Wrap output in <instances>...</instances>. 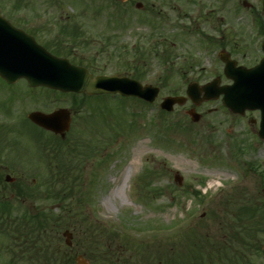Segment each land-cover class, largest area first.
<instances>
[{
  "label": "rangeland",
  "instance_id": "374dc122",
  "mask_svg": "<svg viewBox=\"0 0 264 264\" xmlns=\"http://www.w3.org/2000/svg\"><path fill=\"white\" fill-rule=\"evenodd\" d=\"M194 1L0 0V13H52L68 32L61 37L66 52L73 51L72 62L93 73L137 76L159 88L152 103L105 94L80 96L81 103L71 104L69 97L41 91L40 110H68L69 131L63 140L43 131L33 140L23 136L15 151L24 176L13 182L0 178V201L24 202L25 216L48 213L53 219L40 241L30 235L34 247L27 236L22 245L17 234H24L22 229L11 232L13 241L0 235V264L11 258V250L5 254L9 245L14 264H34L37 249H67L65 230L78 251L89 246L84 240L92 230H116L131 240V248H151L155 255L187 246L190 236H207L212 246H226L237 264H264V212L255 216L259 225L244 210L264 205L259 111L236 115L217 99L195 106L201 115L195 123L186 113L193 107L189 99L171 112L159 108L166 96H185L192 81L203 84L219 76L221 84L229 83L217 55L222 48L238 64L253 63L257 55L251 56L250 38L256 36L252 28L263 25L262 0ZM140 147L144 151L135 160ZM54 182L66 190L62 200L46 195ZM18 214L12 205L4 218ZM243 225L254 226L250 236ZM212 255L214 261L208 258L206 264H227L223 255Z\"/></svg>",
  "mask_w": 264,
  "mask_h": 264
},
{
  "label": "water",
  "instance_id": "95a60500",
  "mask_svg": "<svg viewBox=\"0 0 264 264\" xmlns=\"http://www.w3.org/2000/svg\"><path fill=\"white\" fill-rule=\"evenodd\" d=\"M125 1V0H121ZM263 17H264V0ZM17 33V32H16ZM13 31L0 18V75L7 80L14 77H25L30 85L46 86L64 92H87L88 94L116 93L123 96H136L152 102L158 89L150 85L142 86L135 80L127 77L100 75L92 77L86 69L72 65L66 59L53 57L45 52L29 37L23 38L26 44L16 43L12 39ZM219 57L225 62L224 74L230 78L231 85L219 86V79L198 86L196 82L188 85L186 93L195 105L210 99H216L221 94L222 103L232 113L242 115L246 109L260 110V123L258 136L264 139V61L253 68L235 66L225 52H220ZM185 97H166L160 104L162 109L171 111L174 104H182ZM188 115L192 121L197 122L200 115L190 109ZM31 120L54 133L64 136L69 128L70 119L68 112L59 109L51 114L32 113ZM174 180L181 185L182 178L174 176ZM65 243L70 246L72 235L64 231ZM76 264H88L78 256Z\"/></svg>",
  "mask_w": 264,
  "mask_h": 264
},
{
  "label": "flooded vegetation",
  "instance_id": "af4514ba",
  "mask_svg": "<svg viewBox=\"0 0 264 264\" xmlns=\"http://www.w3.org/2000/svg\"><path fill=\"white\" fill-rule=\"evenodd\" d=\"M196 4V0L194 1ZM147 11L153 12V9H147ZM158 12V11H157ZM0 16L14 28L32 36V38L41 45L46 51L57 57L73 56L72 49H68L66 52L61 35H63L64 28L56 23V19L52 18V13H0ZM61 17V16H60ZM93 18L92 15L88 16ZM256 36L250 38L252 53H256L257 57L253 56V63L248 64L252 66L258 63L264 57V25L255 26ZM67 31V30H66ZM73 32V31H72ZM62 33V34H61ZM234 55V54H230ZM71 60V59H70ZM78 63V62H75ZM81 64V63H78ZM45 92H56L48 88H42L39 86H30L26 79L23 77H17L11 82L6 81L0 76V178H3L5 182L6 178H22L24 171L19 161V155L15 150L18 151V143L20 140L27 139L33 140L35 135L40 131L48 132L44 128L36 125L30 118L29 115L35 111H41L38 107L40 103V93ZM47 111H45L46 113ZM27 131L23 132V129ZM33 131L32 132H30ZM30 132V133H27ZM54 135V134H53ZM56 136V135H55ZM14 152V153H13ZM11 180V182H13ZM21 183H17L16 189L20 188ZM15 206L16 210H19L17 217L11 219H0L7 223L13 222L14 224H24L29 222H36V218H25L22 210L24 202H0V206L11 207ZM32 209V207L27 208ZM35 215V213H29ZM11 231L23 230V226L9 227ZM19 234V233H17ZM39 237V235H37ZM20 238H26V235H20ZM27 240H24L22 245H26ZM35 244L33 245V247ZM39 249L35 251L36 256H31V261L34 264H67L71 261L73 252L58 251L61 255L66 257H52V256H41L38 255Z\"/></svg>",
  "mask_w": 264,
  "mask_h": 264
},
{
  "label": "trees",
  "instance_id": "16d2710c",
  "mask_svg": "<svg viewBox=\"0 0 264 264\" xmlns=\"http://www.w3.org/2000/svg\"><path fill=\"white\" fill-rule=\"evenodd\" d=\"M154 47L152 48V50ZM151 50V51H152ZM76 103V101H74ZM55 184V182H54ZM50 183L46 190V195L48 198H51L53 200H62L64 198L63 193L66 192L64 187H59L58 183L55 184ZM28 187V186H26ZM58 189L53 193V189ZM64 188V189H63ZM244 210L248 213L249 218L248 219H256V214L258 213L259 216L261 213L264 212V205L263 207H259L258 205L252 204L247 206V208H244ZM252 213V215H251ZM251 215V216H250ZM41 221L37 223H31V229L25 231L24 234H44L48 233L47 226L50 225L51 220L53 217L49 215L48 213H41L38 216ZM0 218H4V214L0 213ZM264 218V215H263ZM253 220V221H255ZM261 221V219H260ZM1 224V223H0ZM256 224H259V220H257ZM1 226V225H0ZM25 227L28 225H24ZM250 226V225H249ZM249 226L243 225L242 229L245 234H248L251 232L254 226L251 228H247ZM99 224L95 229H99ZM261 231L264 232V225L261 224ZM116 235H115V234ZM107 232L106 230L101 231H89L88 238L84 240V246L89 243V246L86 248H82V250H76L73 249V251L79 252L83 254L87 259L89 264H206L207 259L212 262L214 261V258L212 256V253H216L217 255H223L227 260V264H237L236 260H231V258L227 257V247H220V246H212V244H209L210 240L207 238V236H202L196 239V236L192 238V236L188 237L187 239L190 240L189 244L185 247L181 248H171L168 250H164L161 253L158 254H152L150 252L151 248L143 249V251H136L134 248H131V240L125 237H121L119 233L115 230V232ZM118 233V234H117ZM5 234V233H4ZM240 234V233H239ZM15 235H12L11 232H6L5 237L7 239H10L13 241ZM29 236V235H27ZM250 236V234H248ZM30 239V238H29ZM114 239H116L117 243H113ZM40 241V239H38ZM201 243V244H200ZM72 248V247H71ZM14 252V248L12 245L8 246V249H6V254L8 255L9 251ZM44 250H42L43 252ZM60 249H54L50 250L49 248L45 249V255L46 256H54L59 257ZM159 251V250H158ZM10 254V257H12L13 254ZM65 257V255H62ZM74 255L71 258V261L67 264H75L74 261ZM13 260L12 258H10Z\"/></svg>",
  "mask_w": 264,
  "mask_h": 264
},
{
  "label": "bare ground",
  "instance_id": "6f19581e",
  "mask_svg": "<svg viewBox=\"0 0 264 264\" xmlns=\"http://www.w3.org/2000/svg\"><path fill=\"white\" fill-rule=\"evenodd\" d=\"M144 150L142 149V147L134 150V154H135V160L142 154ZM136 162V161H135ZM135 162H133V164H135ZM130 166L132 167V164H130ZM130 167V168H131Z\"/></svg>",
  "mask_w": 264,
  "mask_h": 264
}]
</instances>
